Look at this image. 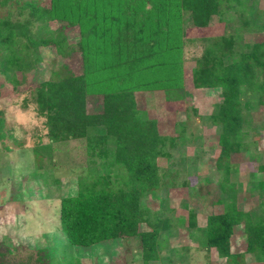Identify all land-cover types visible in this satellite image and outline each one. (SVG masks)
Returning a JSON list of instances; mask_svg holds the SVG:
<instances>
[{"label":"trees","instance_id":"1","mask_svg":"<svg viewBox=\"0 0 264 264\" xmlns=\"http://www.w3.org/2000/svg\"><path fill=\"white\" fill-rule=\"evenodd\" d=\"M66 1L69 0H61L60 12L64 11ZM234 1L239 0H70L69 10L58 14L53 12V6L47 8L36 0H0L1 8L6 10L0 14V49L8 46L4 60L15 64L17 70L24 72L26 67L18 59L22 54L29 55L30 49L37 52L27 67L37 64L41 60L38 54L41 46L52 45L58 53L68 47L70 53L76 50L83 58L80 74L61 75L52 70L49 78L32 89L38 113L50 116L57 124L52 128L53 138L66 131L65 122L73 123L71 117L76 112L82 115L83 150L88 167L85 171L83 164H79L77 168L81 172L75 175L76 191L60 197V225L68 241L69 254L78 248L138 237L143 260L158 258V237L163 229L173 226V218L151 221L150 210L142 202L147 194L155 195L163 186H168L156 161L159 155L169 156L164 148L167 137L160 134L156 119L138 109L134 90L171 87L182 75V50L189 40L184 39L182 7L189 10L191 25L205 27L216 16L221 19L222 11L232 8ZM25 12L29 17H24ZM15 14L23 19L15 21ZM45 16L79 25L80 39L74 48L66 35L57 39L53 34L47 35L43 29L46 26L32 33L35 23ZM237 39L234 35H220L212 44L205 40L207 43L192 68L195 88L218 87L222 92L217 113L221 149L216 163L225 178L235 166L230 163L231 155L244 149L243 143L236 139L248 121L241 93L257 86L261 91L259 103L264 106V42H245L243 46L247 50L242 51L236 49ZM16 42L20 47L14 50L11 44ZM89 94L101 96L100 111L92 112L86 107ZM63 110L69 115L65 116ZM180 131L183 135V128ZM6 135L0 114V137ZM68 135L80 137L71 125L65 137ZM48 138V142L40 140L36 144V153L53 154L56 145L52 137ZM109 156L118 170L115 176L91 171V165ZM261 169L264 171V165ZM226 206L221 213L208 215L205 226H200L205 234V246L215 247L226 264H241L244 254L231 252L230 237L236 226L243 225L247 252L263 259L264 204L263 215L254 221L235 201ZM195 218V214H189V225L197 226ZM145 222L151 229L142 231L140 224ZM3 244L0 264L12 259L14 254H24L15 264H51L49 247L21 245L11 252L5 241ZM73 259L65 264H81L77 257Z\"/></svg>","mask_w":264,"mask_h":264},{"label":"rangeland","instance_id":"2","mask_svg":"<svg viewBox=\"0 0 264 264\" xmlns=\"http://www.w3.org/2000/svg\"><path fill=\"white\" fill-rule=\"evenodd\" d=\"M36 1L47 8L53 6V12L58 14L69 10L70 0L66 1L67 5L63 4V12L59 10L61 0ZM234 2L232 8L222 11V20L216 16L205 27L191 25L189 10L182 7L184 39H189L182 50V75L171 87L134 90L138 109L156 119L160 134L167 137L164 148L169 154L159 155L156 160L168 186H163L155 195L147 194L142 202L150 210L151 221L167 216L173 218V226L163 229L158 237V258L149 262L142 258L138 237L78 248L71 254L66 247L68 241L60 225V197L76 191L75 175L81 172L77 168L79 164H83L85 171L88 167L83 150L82 115L76 112L71 117L73 123L65 122L66 131L53 138L52 128L57 124L50 116L38 113L32 89L38 82L49 78L52 70L61 75L80 74L83 71L80 53L76 50L70 53L68 47L58 53L52 45L41 46L38 51L41 60L33 67H27L37 52L30 49V56L21 53L18 59L26 67L22 72L15 64L4 60L8 46L0 49V114L7 134L0 137V245L5 246V241L11 252L15 246L21 245L49 247L51 264H65L73 256L81 264H226L215 247L205 246V234L200 226H205L208 215L221 213L232 201L250 214L253 221L263 215L264 106L259 103L261 91L257 86L241 93L248 121L236 139L243 143L244 149L231 155L230 163L235 166L227 178L223 177L216 163L221 149L218 142L221 124L217 113L222 92L218 87L195 88L192 68L207 43L205 40L212 44L220 35L238 36L236 49L242 51L247 50L243 46L245 42H264V0ZM5 12L0 6V14ZM25 14L24 17H29V13ZM21 18L15 14L13 19ZM66 23L58 17L45 16L35 23L32 33L36 34L46 26L43 29L47 35L53 34L56 39L66 35L74 48L80 39L79 25ZM18 43H12L11 47L17 50ZM256 74L258 77V72ZM86 107L92 112L100 111L101 96L87 95ZM62 113L69 115L67 110ZM68 125L73 126L80 137H65ZM48 137H52L51 141L56 145L53 154L42 156L36 153V144L40 140L48 142ZM111 148L109 154L112 155ZM90 168L93 172L112 176L118 172L110 156L104 161L98 160ZM190 213L195 214L197 226L189 225ZM140 229L151 228L145 222L140 224ZM230 250L244 254L241 264H264V258L257 259L256 254L247 252L243 225L235 227L230 237ZM22 255L14 254L10 260L3 257L4 264H15Z\"/></svg>","mask_w":264,"mask_h":264}]
</instances>
